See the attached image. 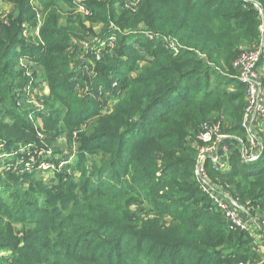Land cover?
Segmentation results:
<instances>
[{
    "label": "trees",
    "instance_id": "obj_1",
    "mask_svg": "<svg viewBox=\"0 0 264 264\" xmlns=\"http://www.w3.org/2000/svg\"><path fill=\"white\" fill-rule=\"evenodd\" d=\"M258 1L264 5V0ZM112 17L119 28V56L124 57L127 50L133 53L126 56L130 66L125 59L115 61L119 64L115 66L102 63L95 83L110 88L118 82L119 92H125L112 114L105 116L99 101L89 97L79 101L71 93L73 86L64 92L70 75H54L58 70L51 57L55 46L45 51L26 47L18 33H12L16 24L0 29V129L6 118L12 120L4 124L8 128L3 138L11 129L35 132L25 112L20 114L15 107L26 97L24 88L30 83L24 77L25 69L19 70L23 53L38 60L47 79H54L50 81L52 96L64 105L62 110L50 109V116L44 117L48 124L76 125L75 130L98 118L97 125L92 122L89 133L80 137L77 179L59 174L56 183L48 184L34 182L33 173H0V186L10 190L13 201L9 204L0 197V264L262 261L254 239L245 230L230 229L195 175L199 146L204 145L199 139L202 127L212 125L219 119L215 114L226 111L237 113L242 122L245 98L240 92L247 88L236 78L223 77L214 66H205L204 60L233 71L237 37L244 41L258 38L256 11L244 0H141L135 12ZM142 33L157 40L144 39L139 53L128 42ZM43 37L47 44L53 43L50 40L64 43L69 32L50 22ZM165 41L179 45L181 54L170 46L162 48ZM111 72L119 75L114 77ZM241 122L225 132L242 135ZM260 135L263 151L255 163H244L238 149L225 171H217L206 161L212 183L239 203L249 202L255 219L264 216V134ZM89 161L92 170L86 165ZM135 205L142 212L134 211ZM4 250L11 256L4 257Z\"/></svg>",
    "mask_w": 264,
    "mask_h": 264
},
{
    "label": "rangeland",
    "instance_id": "obj_2",
    "mask_svg": "<svg viewBox=\"0 0 264 264\" xmlns=\"http://www.w3.org/2000/svg\"><path fill=\"white\" fill-rule=\"evenodd\" d=\"M256 1L260 3L264 9V5L258 0ZM140 2L141 0H70V2L64 0H0V29L3 27H10L11 24H16L12 29V33H18V39L23 41L26 47L42 48L45 51L48 50L50 46H55V53H52L51 57L55 59L58 70L54 71V75H66L67 73L70 75L69 82L64 86V92H68L65 91L66 87L73 86V88H71V93L74 94L79 101L88 97L99 101L104 108L102 112L105 116L112 114L116 106L125 97V92H119L117 86L118 82L114 83L113 87L110 85V88L105 87V84L99 85L95 83V81L98 80L97 76L101 73V67H104L102 63L105 62L106 65L115 66L119 65L115 61H122V59H125V64L130 66L131 62L127 61L126 56L133 53L132 50H127L125 55H123L124 57L119 56L117 52L121 42L118 36L119 28L112 16L113 14H117L123 17L125 14L135 12ZM256 13L258 16V12ZM50 22L57 23L60 28H66L68 30L69 38L66 39L64 43L50 40L53 43L49 42V44H47L43 37V31L48 28ZM257 25V40L253 41L248 37V40L244 41L241 39V36H238L237 40H235V44L239 45L236 50L237 53L233 63V71L220 68L210 63L207 58L204 60L205 66H214L213 68L218 73L220 72L223 77L228 75L227 77L231 76V78H233L232 80L236 78L239 81L238 75L244 73L246 68L235 67V62H237L243 54L254 53L258 55L259 53V61L256 64V76L257 79L260 80V87L259 91L254 96L247 88L241 90L240 93L241 95L243 94L245 98L242 122L234 111L215 114L218 115L219 119L213 121V125L220 123L221 128L218 132L213 130L207 144L199 146V148H204L203 150L216 148L217 146L227 148L228 142L230 141V148H232L231 154L233 155L236 148L242 147L240 143H235L233 139L237 138L245 142L248 148H254L250 146V134L248 133V129L253 128V132L258 139V136H261L260 134H264V118H262L264 116V62L262 63L264 60V43L260 33L261 21L259 16ZM257 25H255L254 28ZM111 29L114 31H109ZM106 31H109V33H106ZM146 38L150 41L153 40V42L157 40V37L142 33V35L132 36L129 39L128 45L131 48L133 47L132 49L135 51L141 53L144 46L143 42ZM1 39L3 38H1L0 35V40ZM67 42H70L68 48H66ZM173 45L178 47L177 50L172 47ZM56 46L62 49L60 50ZM169 46L172 47L175 54H181L182 48L171 41H165L162 48L167 49ZM187 49L193 51L191 48ZM15 53L17 54L16 51ZM197 54L202 56L199 52ZM39 56L40 55H36V58ZM19 62V70L25 69L24 77L27 76L30 83L24 88V91L27 92L26 97L23 99L21 98L22 101L18 102L15 107L17 110H20V114L25 112L24 118L34 127L35 134H28L18 129H11L8 132L9 136L3 138L2 133H7L4 129L8 128L6 126L10 125L12 120L6 118L4 120L6 126L1 122L3 128L0 129V173L2 171H13L17 172L19 176L33 173L37 179H33L34 182L38 183V180H42L48 184L53 182L56 183L60 178L59 174H68L70 177L77 179L78 177L76 176L75 170L78 168L75 162L79 151L80 137L81 135L89 133L88 131L91 123L93 122L94 124L95 122L96 124L98 118L95 117L90 121L81 123L75 130L74 127L76 125L66 126L64 123H59L58 125L48 124L44 117L47 118L50 116V109L52 107L61 110L64 108V105L56 101L52 96V82L50 81L54 79H47L45 68H42L38 60L30 55L23 53L19 57ZM140 65L144 66V63ZM117 68L120 70L122 66ZM71 72L73 73V77L71 76ZM117 73L111 72L110 74L115 77L119 75ZM137 73H131L130 77H134ZM212 76L217 80L218 77L216 75L212 74ZM216 85H218V82ZM110 89H112V91H110ZM230 89L233 91L235 86L232 85ZM61 90H63V87ZM77 99L72 101L78 104ZM239 103L240 102H237L236 104ZM251 104L254 105L251 106ZM256 104L259 105L258 108ZM35 110H38V113H31ZM246 114H249L250 117L246 118ZM223 120L226 122L225 126L222 125L224 122ZM240 122L244 129L242 135H232L231 133L225 132L227 127L230 128L233 124H238ZM222 137H229L231 139L221 141ZM194 148H198V144L197 147ZM255 148H263L260 139ZM198 154L200 156V151ZM92 158V155H88V159L92 160ZM207 160L211 161V159ZM86 165L89 170H92L91 168L93 167L90 161L87 162ZM4 180L6 179L4 178ZM13 182L14 180H10V183ZM27 186V181H24L22 187L26 188ZM0 197L9 204L13 202L10 198V190L6 189L4 186H0ZM248 204L250 203H240L242 208L240 209V215L244 220L245 228L239 230L248 232L247 221H252L257 225L260 233L263 234L264 216L259 215L258 219H255L252 211L253 208ZM133 209L136 212H142V208L137 205H135ZM144 216H149V213L144 214ZM16 228L17 230L20 229L19 226H16ZM256 246V250H259V252L263 251L259 254L263 258L262 260H264V246ZM2 254L4 257L11 256V252L6 250H4Z\"/></svg>",
    "mask_w": 264,
    "mask_h": 264
},
{
    "label": "built area",
    "instance_id": "obj_3",
    "mask_svg": "<svg viewBox=\"0 0 264 264\" xmlns=\"http://www.w3.org/2000/svg\"><path fill=\"white\" fill-rule=\"evenodd\" d=\"M244 2L246 3V5L251 6L256 12H258V16L261 21L260 33L264 43V9L262 8L261 4L258 3L256 0H244ZM172 47L175 50H177L176 46L173 45ZM258 55L257 54L255 55L254 53L243 54L239 58V60L235 62L236 63L235 67L246 68L244 73L238 75L239 81L247 85L248 91L251 92L253 96L259 91V87H260L259 84L260 80L257 79L256 76V71H257L256 64L259 61ZM252 105L254 104H251V106ZM258 106L259 105L256 104L257 108ZM249 117L250 115L246 114V118ZM262 118H264V116ZM220 128H221L220 123L217 125H213V124L210 125L207 123L204 124L203 131L200 134L199 139L204 144H207L208 140L211 138V134L213 133V130L218 132ZM248 133L250 134L249 136L250 146L254 148H248L245 142H242L237 138L233 140L235 143H240V145H242L241 148H236L240 152L242 161L246 164H251L259 160L263 148H255L256 145L258 144L259 139L256 138L255 133L253 132V128L248 129ZM225 139H231V138L222 137L221 141ZM229 142L227 148H221L220 146H217L216 148H209L206 150H203L204 148H199L201 154L200 156L198 155L199 158L197 160L195 175L197 176L198 182L202 190L211 197V199L214 201L216 208H218V210L222 212L223 216L230 224V229H244L245 228L244 220L240 215V209H242L240 203L236 199H234L230 193L218 189L212 183V181L209 179V175L206 168L207 159H211L213 166L217 171H225L228 169L229 167L228 163L232 156L231 154L232 148H230ZM254 264H264V260H262L260 263H254Z\"/></svg>",
    "mask_w": 264,
    "mask_h": 264
},
{
    "label": "crops",
    "instance_id": "obj_4",
    "mask_svg": "<svg viewBox=\"0 0 264 264\" xmlns=\"http://www.w3.org/2000/svg\"><path fill=\"white\" fill-rule=\"evenodd\" d=\"M247 231L250 232L249 233L250 236L254 239L255 243L258 246H260V247L264 246V235L260 233L257 225L254 222L247 221ZM261 252H263V251H261Z\"/></svg>",
    "mask_w": 264,
    "mask_h": 264
}]
</instances>
